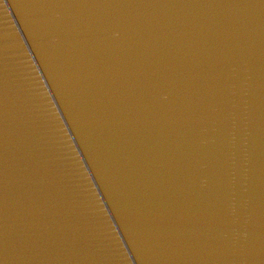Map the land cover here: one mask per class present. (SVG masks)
<instances>
[{"label":"water","instance_id":"water-1","mask_svg":"<svg viewBox=\"0 0 264 264\" xmlns=\"http://www.w3.org/2000/svg\"><path fill=\"white\" fill-rule=\"evenodd\" d=\"M138 2L0 0V264H264L259 0Z\"/></svg>","mask_w":264,"mask_h":264},{"label":"snow or ice","instance_id":"snow-or-ice-1","mask_svg":"<svg viewBox=\"0 0 264 264\" xmlns=\"http://www.w3.org/2000/svg\"><path fill=\"white\" fill-rule=\"evenodd\" d=\"M65 7H69L75 10H114V9H123L129 7H138V6H151L144 5L138 2V0H65ZM262 12H264V0H259V5ZM245 8H254L257 7V4L254 2L245 3L242 5ZM104 17H101L103 21Z\"/></svg>","mask_w":264,"mask_h":264}]
</instances>
